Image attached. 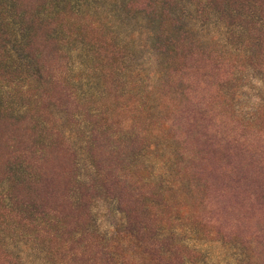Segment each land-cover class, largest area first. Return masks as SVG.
<instances>
[{"label": "rangeland", "instance_id": "374dc122", "mask_svg": "<svg viewBox=\"0 0 264 264\" xmlns=\"http://www.w3.org/2000/svg\"><path fill=\"white\" fill-rule=\"evenodd\" d=\"M64 4L35 32L59 80L0 113V264H264V8Z\"/></svg>", "mask_w": 264, "mask_h": 264}, {"label": "trees", "instance_id": "16d2710c", "mask_svg": "<svg viewBox=\"0 0 264 264\" xmlns=\"http://www.w3.org/2000/svg\"><path fill=\"white\" fill-rule=\"evenodd\" d=\"M64 1L47 0L49 5H43L42 9L38 11L39 15L34 17V11L26 8V0H0V113L7 114L8 108L11 107L13 113L10 116L17 122H20V120L21 123L28 121L27 118L32 111V107L25 99H29L27 97L33 94V87L39 85L41 88L44 87L45 83L52 85L53 82L59 80L58 78L56 80V76H54V80L44 76V74L48 75V71L51 73V62L44 48L41 47L47 40L39 43V37L35 32L38 30L40 23L53 22L57 15L67 12ZM226 1L233 5L231 10L236 12L230 16L240 14L237 11H239L238 7L242 6L248 7L251 16L259 15L257 11L264 8V0H223V2ZM228 8L227 5L226 11H228ZM214 17L221 33L227 37H233L235 32L232 27L234 24L229 21V15L224 16L219 10H215ZM255 25H260L259 30L263 32L264 20L259 18ZM236 28L240 31L247 29L242 23H238ZM65 34L71 36L69 32ZM64 40L66 39L56 38L59 45ZM44 44L46 48V43ZM13 96L18 97L19 103L13 100L3 101L8 97L13 99ZM39 122L45 126L47 124L46 121ZM7 190H9V185H7ZM100 236L102 240L113 241L105 236ZM106 246L111 247V244H106ZM112 259L110 258L111 261Z\"/></svg>", "mask_w": 264, "mask_h": 264}]
</instances>
